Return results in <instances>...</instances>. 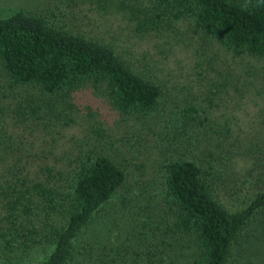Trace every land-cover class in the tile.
Wrapping results in <instances>:
<instances>
[{
    "label": "trees",
    "instance_id": "16d2710c",
    "mask_svg": "<svg viewBox=\"0 0 264 264\" xmlns=\"http://www.w3.org/2000/svg\"><path fill=\"white\" fill-rule=\"evenodd\" d=\"M101 1L138 36L184 24L264 61V0ZM14 10L0 16V264H243L264 233V169L240 191L244 179L222 162V149L238 150L230 127L210 120L211 99L201 107L187 86L162 81L152 54L70 29L50 2ZM81 97L105 111L88 120L83 111L100 108ZM118 122L142 136L129 145ZM77 124L81 136L60 143L57 128ZM141 138L150 157L138 155ZM145 166L148 178L136 173Z\"/></svg>",
    "mask_w": 264,
    "mask_h": 264
},
{
    "label": "rangeland",
    "instance_id": "374dc122",
    "mask_svg": "<svg viewBox=\"0 0 264 264\" xmlns=\"http://www.w3.org/2000/svg\"><path fill=\"white\" fill-rule=\"evenodd\" d=\"M47 2L52 3V8L64 10L65 24L70 29L88 35L105 36L107 41L115 43L119 51L128 48L137 56L144 52L152 54L153 69L156 68L155 72L162 81L167 80L174 86H187L186 89L189 88L199 97V104L201 102L205 104L203 99L209 97L212 101L210 120L213 118L212 122L230 127L231 133L228 138L238 150L233 153L222 149V153L227 156L222 162L228 163L230 167L233 165L234 172L239 178L244 179L239 181L240 191L243 188L244 192L248 190L246 186L257 178L255 169L258 165L264 169V61L250 57H235L202 34L189 32L184 24H179L169 35L138 36L134 31V23L120 14L105 13L106 9L102 7L104 1L101 0H0V16L11 15L15 13L14 9L23 5L37 8ZM142 63L149 62L142 60ZM15 91L17 101L23 102L28 92L18 88ZM79 101L84 105L100 108L94 112L83 111L88 120L93 121L98 112L100 115L105 111L94 99L86 100L81 97ZM195 103L199 105L197 100ZM225 120L228 121L224 123ZM121 124L120 122L117 124L120 127L118 137L124 138L129 145L142 136L138 129ZM60 128L63 129L58 134V137L63 135L60 143L69 142L73 137L77 139L82 133L81 124H77L75 128L70 126L67 129L64 127L57 129ZM198 131L199 142H202L207 127L201 126ZM16 132H19L18 128H15V134ZM20 133H26L23 127ZM25 135L32 140L33 136ZM35 135L41 136L37 143L39 146L42 145L43 139L49 138L40 133ZM27 137L24 139L25 143L28 142ZM145 138H141L138 152L142 158L150 157V151L144 146ZM17 142L20 146V142ZM134 145L136 146L135 143ZM22 147L30 149L26 144ZM148 160L146 164H150V159ZM252 169L254 171L248 174L247 170ZM144 172L142 175L140 169L136 171L137 175L148 178L150 168L145 166ZM243 264H264V233L261 230L257 238L254 235L246 246Z\"/></svg>",
    "mask_w": 264,
    "mask_h": 264
}]
</instances>
